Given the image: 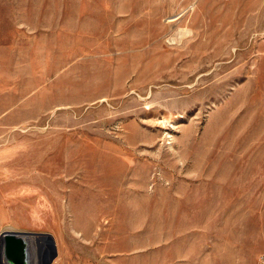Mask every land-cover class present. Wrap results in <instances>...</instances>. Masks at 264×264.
Instances as JSON below:
<instances>
[{
	"label": "rangeland",
	"instance_id": "obj_1",
	"mask_svg": "<svg viewBox=\"0 0 264 264\" xmlns=\"http://www.w3.org/2000/svg\"><path fill=\"white\" fill-rule=\"evenodd\" d=\"M3 264H264V0H0ZM40 247V248H41Z\"/></svg>",
	"mask_w": 264,
	"mask_h": 264
},
{
	"label": "bare ground",
	"instance_id": "obj_2",
	"mask_svg": "<svg viewBox=\"0 0 264 264\" xmlns=\"http://www.w3.org/2000/svg\"><path fill=\"white\" fill-rule=\"evenodd\" d=\"M26 245L22 248L21 264H41L42 247L35 237L25 238ZM41 247V248H40Z\"/></svg>",
	"mask_w": 264,
	"mask_h": 264
},
{
	"label": "water",
	"instance_id": "obj_3",
	"mask_svg": "<svg viewBox=\"0 0 264 264\" xmlns=\"http://www.w3.org/2000/svg\"><path fill=\"white\" fill-rule=\"evenodd\" d=\"M7 234H14V235H21V233H15V232H11V233H8V232H2L1 235H0V264H3V261H2V253H3V238L5 235ZM47 245L49 247V252H46L44 254V256L47 258L49 255L48 253L51 254V256L49 257V259L46 260L45 264H51V262L53 261V259L55 258L56 256V250H55V247H54V244H53V241L51 239L48 240L47 242Z\"/></svg>",
	"mask_w": 264,
	"mask_h": 264
},
{
	"label": "built area",
	"instance_id": "obj_4",
	"mask_svg": "<svg viewBox=\"0 0 264 264\" xmlns=\"http://www.w3.org/2000/svg\"><path fill=\"white\" fill-rule=\"evenodd\" d=\"M261 262L264 263V257L261 258Z\"/></svg>",
	"mask_w": 264,
	"mask_h": 264
}]
</instances>
